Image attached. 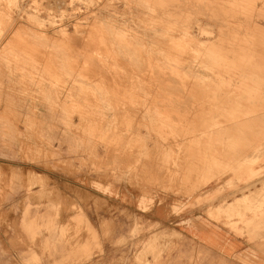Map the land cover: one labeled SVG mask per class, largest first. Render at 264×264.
Here are the masks:
<instances>
[{
  "label": "rangeland",
  "instance_id": "obj_1",
  "mask_svg": "<svg viewBox=\"0 0 264 264\" xmlns=\"http://www.w3.org/2000/svg\"><path fill=\"white\" fill-rule=\"evenodd\" d=\"M165 201L264 242V0H0V264H180Z\"/></svg>",
  "mask_w": 264,
  "mask_h": 264
},
{
  "label": "crops",
  "instance_id": "obj_2",
  "mask_svg": "<svg viewBox=\"0 0 264 264\" xmlns=\"http://www.w3.org/2000/svg\"><path fill=\"white\" fill-rule=\"evenodd\" d=\"M176 209L172 202L165 201L150 206L146 212L154 221L175 227L183 238L198 244L204 251L174 252L171 260L180 259V264H264V250H261L264 242L261 243L260 234L251 240L236 233L210 218L209 207L194 209L186 205L185 209Z\"/></svg>",
  "mask_w": 264,
  "mask_h": 264
},
{
  "label": "bare ground",
  "instance_id": "obj_3",
  "mask_svg": "<svg viewBox=\"0 0 264 264\" xmlns=\"http://www.w3.org/2000/svg\"><path fill=\"white\" fill-rule=\"evenodd\" d=\"M109 1V0H108ZM247 4V3H246ZM231 7V6H230ZM233 11H234V9H233ZM225 27V26H224ZM226 28V27H225ZM81 39V38H80ZM138 53V52H137ZM158 55V54H157ZM138 58V57H137ZM139 60V59H138ZM146 60V59H145ZM126 62V61H125ZM142 63V62H141ZM140 63V64H141ZM149 66V65H148ZM131 67V66H130ZM95 68V67H94ZM102 69V68H101ZM132 69V68H131ZM104 72V71H103ZM130 74V73H129ZM165 83V82H164ZM182 89V88H181ZM168 90V89H167ZM181 103V102H180ZM152 108V107H151ZM170 108V107H169ZM189 109V108H188ZM258 115V114H257ZM253 117H256V119H257V116H256V114L253 116ZM249 118V117H248ZM252 119V118H251ZM260 119H262V118H258L257 119V123H258V121H260ZM245 120V119H244ZM243 120V121H244ZM263 120V119H262ZM261 120V121H262ZM242 121V120H241ZM255 122H256V120H255ZM260 123V122H259ZM244 124V123H243ZM152 157V156H151ZM151 163V162H150ZM155 165V164H154ZM151 167V166H150ZM153 168V167H152ZM150 169V168H149ZM147 170H148V168H147ZM154 171V170H153ZM143 172V171H142ZM148 172V171H147ZM154 174V173H153ZM147 176V175H146ZM247 186V185H246ZM104 187V186H103ZM160 234H162V233H160ZM165 236V235H164ZM160 237V236H159ZM162 237V236H161ZM163 239V238H162ZM162 243V242H161ZM138 264V263H137Z\"/></svg>",
  "mask_w": 264,
  "mask_h": 264
}]
</instances>
